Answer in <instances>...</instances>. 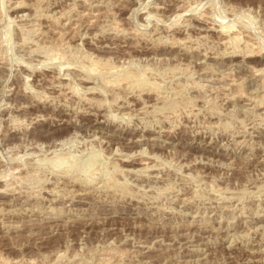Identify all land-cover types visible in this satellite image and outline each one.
<instances>
[{
	"label": "rangeland",
	"instance_id": "374dc122",
	"mask_svg": "<svg viewBox=\"0 0 264 264\" xmlns=\"http://www.w3.org/2000/svg\"><path fill=\"white\" fill-rule=\"evenodd\" d=\"M0 264H264V0H0Z\"/></svg>",
	"mask_w": 264,
	"mask_h": 264
},
{
	"label": "bare ground",
	"instance_id": "6f19581e",
	"mask_svg": "<svg viewBox=\"0 0 264 264\" xmlns=\"http://www.w3.org/2000/svg\"><path fill=\"white\" fill-rule=\"evenodd\" d=\"M85 14V13H84ZM255 53V52H254ZM226 62V61H225Z\"/></svg>",
	"mask_w": 264,
	"mask_h": 264
}]
</instances>
